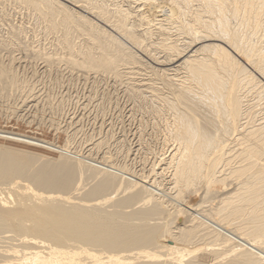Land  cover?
Returning a JSON list of instances; mask_svg holds the SVG:
<instances>
[{"label":"bare ground","instance_id":"1","mask_svg":"<svg viewBox=\"0 0 264 264\" xmlns=\"http://www.w3.org/2000/svg\"><path fill=\"white\" fill-rule=\"evenodd\" d=\"M10 7L54 35V52L11 21L0 48L125 78L137 143L148 127L170 152L138 182L108 152L52 158L45 140L0 127V264H264V0H0ZM23 88L0 61V96L23 104Z\"/></svg>","mask_w":264,"mask_h":264},{"label":"rangeland","instance_id":"2","mask_svg":"<svg viewBox=\"0 0 264 264\" xmlns=\"http://www.w3.org/2000/svg\"><path fill=\"white\" fill-rule=\"evenodd\" d=\"M134 3L131 5L136 6L135 9L138 6L141 7L140 3ZM2 12H0V20L2 19L0 21V35L3 38L5 36V38L10 37L5 29V24L11 21L15 26L20 25L21 31L23 30L19 36V41L33 45L37 49H45L44 52L46 51V53L54 52V35L48 33L44 25L38 22L30 11L24 8L16 9L10 7L5 8ZM6 19L7 21H5ZM1 48L0 61L13 71L18 83L24 86L25 89H23L26 91L32 90L34 96L32 100L28 99L29 101L27 100L28 102L25 101L23 104L21 101L25 96L24 93L13 92V94L0 96V127L45 140V142L50 143L51 148L45 150L52 158H57L62 153L63 155L61 156L72 157L74 160L82 158L84 161L89 159L86 162L92 160L101 161L102 155L108 152L112 156V163H110L118 167H126V170L130 169L127 171L131 176L133 175L132 177L129 176L131 177L130 179L138 182L140 181L136 180L134 175L138 174L137 177L140 178L142 175H146L148 164L154 159L153 156L155 154H160L158 153L159 151H161L163 156L169 154L170 147L162 146L160 142L162 141V134L158 131H152L148 127L145 130L148 134L143 133L144 136L142 135L143 138L141 139L143 143L141 142V147L139 146L136 137H138V120L141 114L136 109L133 112H130L129 109L126 110L134 104L128 92L125 91L127 82L125 78L120 82V80L110 76L101 78V76L93 73L84 74L79 71H71L63 63L46 66L42 58L39 57V59L37 56L34 58L35 55L33 54L30 56L28 50L26 52L22 48L19 49L12 46H8L5 49ZM12 57L17 62H9ZM143 59L146 58L143 57ZM138 76L136 78L139 80L141 77ZM134 113L135 115H133ZM153 134L154 136H152ZM157 137L159 138L156 139ZM145 139L146 141H144ZM99 140L102 141L101 149L92 148L93 145L91 146V144ZM138 146L141 150H139ZM102 151L105 152L103 153ZM147 162L148 164H146ZM160 185L156 186V192L160 193V195L163 194V191L168 194L166 192L168 189H165L167 186L161 183Z\"/></svg>","mask_w":264,"mask_h":264}]
</instances>
